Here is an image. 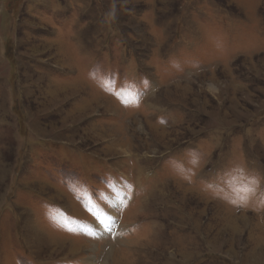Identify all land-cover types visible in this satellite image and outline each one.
<instances>
[{"label": "rangeland", "instance_id": "374dc122", "mask_svg": "<svg viewBox=\"0 0 264 264\" xmlns=\"http://www.w3.org/2000/svg\"><path fill=\"white\" fill-rule=\"evenodd\" d=\"M252 176L264 0H0V264H264Z\"/></svg>", "mask_w": 264, "mask_h": 264}, {"label": "clouds", "instance_id": "9594fccd", "mask_svg": "<svg viewBox=\"0 0 264 264\" xmlns=\"http://www.w3.org/2000/svg\"><path fill=\"white\" fill-rule=\"evenodd\" d=\"M190 154L192 156V162L193 164H196L199 162V154L195 150H190ZM184 179H189L190 177L185 175L183 176ZM251 187H252V195L249 197L248 200L242 201L239 206L240 207H246L251 202V200L254 198L256 200V208L257 210L264 208V177L260 176H252L251 177ZM206 190L212 191V194L214 196L218 195L213 189L210 188V186L206 185ZM231 203L232 201H228Z\"/></svg>", "mask_w": 264, "mask_h": 264}, {"label": "snow or ice", "instance_id": "6c2138e0", "mask_svg": "<svg viewBox=\"0 0 264 264\" xmlns=\"http://www.w3.org/2000/svg\"><path fill=\"white\" fill-rule=\"evenodd\" d=\"M138 102H139V101H138V98H137V99H136V103H138ZM128 187L130 188L131 186L129 185ZM109 215H111V213H110V212H109ZM68 230H72V229H70V228H69ZM95 235H96V234H95V233H93V236H94V238H95Z\"/></svg>", "mask_w": 264, "mask_h": 264}]
</instances>
